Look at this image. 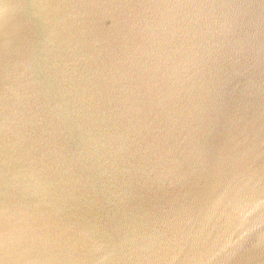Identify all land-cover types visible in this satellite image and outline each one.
<instances>
[{
    "label": "water",
    "instance_id": "water-1",
    "mask_svg": "<svg viewBox=\"0 0 264 264\" xmlns=\"http://www.w3.org/2000/svg\"><path fill=\"white\" fill-rule=\"evenodd\" d=\"M64 2L71 20L58 34H50V23L24 22L27 9L0 31V68L13 61L10 75L0 73V264H264V125L257 128L264 111L246 110L236 126L229 121L237 107L212 105L224 124L203 120L201 106L188 107L190 97L201 99L195 81L216 88L239 53L262 42L249 40L240 22L261 29L264 5ZM49 41L78 68L72 80L58 82L40 67L38 53L50 50ZM27 48L31 59L22 57ZM86 49L96 52L86 59ZM161 58L176 64L148 63ZM155 89L177 108L161 103ZM57 99L69 101L67 123L48 108ZM238 105V113L247 107ZM69 110L76 120L64 119ZM24 164L34 166L39 185L24 183ZM157 172L169 176L168 185Z\"/></svg>",
    "mask_w": 264,
    "mask_h": 264
},
{
    "label": "bare ground",
    "instance_id": "bare-ground-1",
    "mask_svg": "<svg viewBox=\"0 0 264 264\" xmlns=\"http://www.w3.org/2000/svg\"><path fill=\"white\" fill-rule=\"evenodd\" d=\"M37 1H39V2H36V5L38 6L39 9H35V6L31 7L32 9H30L29 8L30 5L28 3H24V2L22 3V6H25V4H27V11L22 14L24 16L22 18L24 22H28L32 24L34 22V24H36V19L38 17L37 15L40 14L43 16V19L40 22L41 25H46V24L48 25L50 23V25H48L50 26L49 27L50 34L52 33L58 34L62 32V29L66 27L69 21L71 20L69 19L67 13H65L67 3L64 2V0H53V1L49 0L51 3H49L46 0H37ZM43 1L45 3L44 7L41 6V3ZM260 2L264 5V0H260ZM259 20L261 21V23L264 24V16L260 17ZM251 22H252L251 20H246V18H244L240 22L244 26V29H247L245 30V32H247L246 37L249 40H254V38H258V39H261L262 42L260 44L253 43L251 45V49L249 50L248 54H245L247 51H242V53H239V55L235 59V62H233L232 64L231 75H226L225 77L220 79L218 81L219 85L216 86V88L215 87L212 88V86L211 87L206 86L202 88L200 87V85L202 84L201 81L200 82L195 81L194 83L195 84L194 90H199L201 99H199L196 95H195L196 97H190L189 102H188V107L192 108L193 106H201L202 109L200 110H202L206 115V117L202 119L205 120L207 123L216 124L218 121H221L223 124L227 123L223 113L219 111L213 112L210 110L211 108H213L212 105L217 106V105L222 104L224 108L237 107L236 114H234L233 116L234 120L233 119L230 120L229 125L230 123H232L237 126L242 120L241 117L243 115L244 116L248 115L247 111L249 112V114L253 113V111L258 107L261 109V112L263 114V111H264L263 110V106H264V25L262 26L261 29L256 31L255 29H250ZM50 41L48 42V44L51 45L50 50L47 51L46 49H40V51L44 52V54H41L40 51L38 50L39 51L38 56L39 57L41 56L39 59H37V61L41 63L40 67L42 66L43 70L47 73L57 74L56 78L58 82L63 78L64 75H66V79L72 80L74 75L71 72H76L78 68L75 69L73 68V66H70V67L67 66V63H69V61L67 60L71 58H67L64 61L60 60L59 57H61V54L63 51H59V48L57 47L58 44L51 43ZM104 46H105L104 43H102L101 45H98L100 49L104 48ZM105 48H107V52L105 50H102L101 52L103 53V56L101 55L100 57H105V54L108 53V47H105ZM31 50H32L31 48L29 49L27 48L22 57L24 59H31L33 57L32 55H30L31 53L29 54ZM58 51H59V54H57ZM93 51L95 50L93 49L85 50L86 54L84 53V55L86 56V59H89L88 55L90 54V52H93ZM200 51L203 52V51H208V50L202 49ZM56 59L58 62H62V63L50 62ZM9 61L10 60L8 58L3 60L2 67L0 68V73L4 72V74L10 75V73H6V72L11 71L12 69L11 66H12L13 61L12 62H9ZM96 62L98 61L91 60L89 63L91 65L95 64V68L99 71V73H101L102 68L101 67L98 68L99 64ZM148 63L151 64L152 67H155L157 65L158 69H167V68L173 67L176 64V61L175 60H165L161 58V60L160 59L156 61L152 60V61H149ZM204 64L206 68H208L211 62H205ZM236 66H237V69H236ZM244 71H251L252 73L244 74L242 73ZM4 83L5 85H11L13 82L8 78L6 79V81H4ZM107 84L111 86L112 80H110V83H107ZM116 84L117 86L119 85V80H116ZM28 86L29 87H27L25 91H30V89L33 88V87H30L29 84ZM146 86H149V84ZM186 87L189 88L190 84L188 83ZM230 88H235V92L233 93L234 95L232 94ZM154 91L153 92L156 95V98L159 99L161 103H165L164 105L169 104L170 106L174 103L171 108L173 107L177 108L176 101H172V99L170 101L167 95L158 91L157 89H155ZM115 93L116 92H111L112 98H114ZM232 96H234V98H232ZM241 102L246 103L247 107L243 108V112L238 113V110H241L238 104ZM49 105L51 107H48V108L51 110V112H53L54 119L60 122L61 124V122L64 121L62 119L63 118L62 116H64V114L66 116L68 115L69 101L66 100V103H65L64 101L57 99L53 104L51 101ZM145 105H148L149 107V104H145ZM69 113L70 115L64 118L66 119V121H74L77 119L78 115L76 111L72 112L71 110H69ZM64 123H67V122L64 121ZM229 125L227 124V127H229ZM262 125H264V117L260 116L258 127H257L259 131L262 130ZM4 126L5 125H2L1 127L2 132H3V129L5 130ZM187 133L189 136H191V139L194 138V140L192 141L196 143L198 140V138L196 137L197 134L194 135L189 130L187 131ZM183 137H184L183 139L186 138L185 135H183ZM184 147L186 146H182V149ZM177 149L180 150V148H177ZM173 150H176V149H173ZM131 167L132 166H126L125 168L124 166L123 171H132ZM119 205L126 206L127 204L124 202H119Z\"/></svg>",
    "mask_w": 264,
    "mask_h": 264
},
{
    "label": "rangeland",
    "instance_id": "rangeland-1",
    "mask_svg": "<svg viewBox=\"0 0 264 264\" xmlns=\"http://www.w3.org/2000/svg\"><path fill=\"white\" fill-rule=\"evenodd\" d=\"M27 2L30 5V7L35 6V9H39L38 6L36 5V2H39V1H37V0H26V3ZM44 5H45V3L43 1L41 3V6L44 7ZM17 6H18V0H0V31H8V30L12 29L13 26L15 27V24L18 23L17 21H20V20H18L19 16L21 15V13L26 11L27 7L24 8L23 11H21L20 8H18V10L16 11ZM2 7H4V8H2ZM9 10H10V12H8ZM37 16L38 17L36 19V24L40 25V22L43 19V16L40 14H38ZM7 37H8V35H7ZM1 48H2V46H1ZM0 129H1V125H0ZM167 162H169V161H167ZM158 170H159V168L154 169L153 167H150V171H158ZM21 171H23L25 173V180L23 179L24 183L28 184L30 187H34L35 185H39V183L38 184L35 183V181L36 182H38V181L36 179L37 174H36V169L34 168V166H29L27 164H24L23 167L21 168ZM157 175H158V177L157 176H155V177L158 179V183L163 182L162 184H160L161 186L168 185V183L170 182L169 176H167V175L164 176L158 172H157ZM33 196L36 197V193H33ZM38 199H39V201L40 200L42 201L41 202L42 206H45L48 202L47 199L45 197H43V194L38 195ZM90 209H93V208H90Z\"/></svg>",
    "mask_w": 264,
    "mask_h": 264
}]
</instances>
